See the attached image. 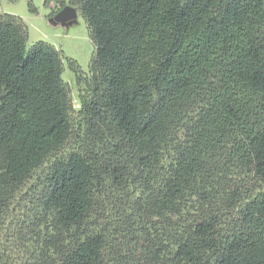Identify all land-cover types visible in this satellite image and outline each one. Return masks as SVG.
<instances>
[{
  "label": "trees",
  "instance_id": "1",
  "mask_svg": "<svg viewBox=\"0 0 264 264\" xmlns=\"http://www.w3.org/2000/svg\"><path fill=\"white\" fill-rule=\"evenodd\" d=\"M50 3L92 53L75 108L0 10V264H264V0Z\"/></svg>",
  "mask_w": 264,
  "mask_h": 264
},
{
  "label": "rangeland",
  "instance_id": "2",
  "mask_svg": "<svg viewBox=\"0 0 264 264\" xmlns=\"http://www.w3.org/2000/svg\"><path fill=\"white\" fill-rule=\"evenodd\" d=\"M35 12L29 9V0H0V10L19 16L27 29V45L42 40L53 45L63 57V80L69 85L73 106L78 107L77 88L74 74L66 60H74L81 71H87L92 53V44L88 38L84 21L80 15L68 21L56 19L61 9L53 4L46 7L43 0H31Z\"/></svg>",
  "mask_w": 264,
  "mask_h": 264
},
{
  "label": "water",
  "instance_id": "3",
  "mask_svg": "<svg viewBox=\"0 0 264 264\" xmlns=\"http://www.w3.org/2000/svg\"><path fill=\"white\" fill-rule=\"evenodd\" d=\"M77 16V10L70 6H64L61 11L56 15V19L61 20L63 22L74 19Z\"/></svg>",
  "mask_w": 264,
  "mask_h": 264
}]
</instances>
